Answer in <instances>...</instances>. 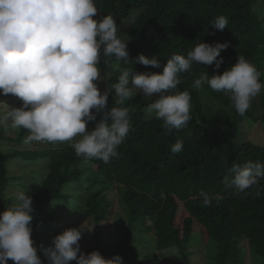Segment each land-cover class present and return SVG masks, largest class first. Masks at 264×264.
<instances>
[{
  "label": "trees",
  "instance_id": "1",
  "mask_svg": "<svg viewBox=\"0 0 264 264\" xmlns=\"http://www.w3.org/2000/svg\"><path fill=\"white\" fill-rule=\"evenodd\" d=\"M94 2L98 10L95 19L111 15L117 21V34L124 33L122 41L127 43L132 60L140 54L156 56L161 66L125 64L101 54L99 67L112 69L106 76L109 93L106 110L128 108L132 125L117 149L118 155L107 164L77 156L71 142H27L26 129H14L15 135H10L11 123L7 128L0 125V213L6 210L7 199L15 198L7 194L15 177L9 174L10 163L17 159L28 164L46 160L43 168L47 173L42 174V179H34V175L30 178L31 186L21 184L33 198L36 224H57V215L50 211L51 204L58 199H73L79 210L76 217H90L100 229L102 221L112 212L111 194L114 185L117 186L123 210L115 221L121 238L109 242L98 231L93 237L95 243L81 249L84 254L95 250L105 258L118 254L123 257V264H167L169 258L177 264H194L192 255L200 253L195 242L198 236L204 243L199 248L206 264H244L248 252L264 264V178L240 193L224 183L234 164L264 163V145L251 140L237 142L238 122L243 116L236 112L227 94L213 91L207 83L200 89L193 87L201 73L222 74L236 63L238 55L257 67L264 82V0ZM258 4L263 7L260 12ZM217 15L228 20L223 31L210 23ZM199 42H228L229 47L221 51L224 62L218 70L215 63L211 66L194 63L190 72L180 74L181 83L176 91L187 90L192 98L191 120L184 127L166 132L162 120L144 119V110L157 98L155 95L133 94L123 104L117 103L119 97L115 96L113 85L123 71L162 73L169 58L174 54L186 55ZM260 93L264 107V89ZM10 105L21 107L22 101L0 91V115ZM246 115L251 116L248 111ZM101 118V113L96 114L88 130H93ZM258 119L264 122V113ZM178 140L183 141V150L173 154L171 148ZM6 143L18 147L4 149ZM201 191L214 197L210 205L203 204ZM140 230H147L156 241V249L144 255L136 243L135 232ZM32 238L43 264H48L44 250L52 244L36 234ZM245 241L249 250L242 245ZM158 249L173 250L164 259L166 263L156 252ZM8 264L14 262L9 260Z\"/></svg>",
  "mask_w": 264,
  "mask_h": 264
},
{
  "label": "clouds",
  "instance_id": "2",
  "mask_svg": "<svg viewBox=\"0 0 264 264\" xmlns=\"http://www.w3.org/2000/svg\"><path fill=\"white\" fill-rule=\"evenodd\" d=\"M97 12L94 0H0V91L22 101L21 107L0 115V125L7 128L11 121L12 128L26 129L27 142H71L77 156L107 164L118 155L132 125L128 108L106 110L109 93H102L96 83L101 54L125 64L159 68L161 63L156 56L144 54L132 60L127 43L117 35V21L111 15L95 19ZM210 23L223 31L228 20L217 15ZM228 47V42H199L186 55L169 58L162 73L123 71L113 85L117 103L130 99L134 90L145 97L155 95L146 111L163 121L166 132L184 127L191 120L192 98L187 90L176 91L180 74L190 72L194 63H215L218 70L224 62L221 51ZM260 77L257 67L238 55L236 63L222 74L201 73L193 87L200 89L207 83L213 91L227 94L236 112L244 116L252 99L264 89ZM98 113L102 118L89 131L87 126ZM182 150V140L171 148L173 154ZM230 173L224 178L225 186L245 192L264 178V163L234 164ZM200 196L205 206L214 198L204 191ZM33 218V198L18 191L15 201L0 213V264L9 260L43 264L32 238ZM81 238L82 229L76 227L56 235L52 247L44 250L48 264H123L118 254L105 258L98 250L82 253Z\"/></svg>",
  "mask_w": 264,
  "mask_h": 264
},
{
  "label": "rangeland",
  "instance_id": "3",
  "mask_svg": "<svg viewBox=\"0 0 264 264\" xmlns=\"http://www.w3.org/2000/svg\"><path fill=\"white\" fill-rule=\"evenodd\" d=\"M256 6L259 12L261 8H263L259 4ZM121 32H123V30ZM117 35L122 40L124 33H120ZM100 69V80L96 81V83L98 84L100 91L103 93L104 91H106V76L110 74V71L112 69L110 67H100ZM134 94L144 96L138 90H134ZM11 107L13 106H5V108L1 112L5 113L6 111L10 110ZM146 109L147 108H145L144 110L145 120L156 118L154 112L148 113ZM248 113L251 116H243L238 122L239 133L236 137V140L239 143H245L248 140H251L255 143L264 145V122L258 119L264 113L261 93L252 99L250 108L248 109ZM10 123L11 121L8 122V124ZM11 129L12 130H9L10 135H15L14 128ZM13 146L18 147L17 145H15V143H6L3 145V148H13ZM47 163L48 162L46 160H38L34 164H28L27 162L22 163L18 159L15 161L13 160L9 165V174H14L15 177L11 179V186L7 191L8 196H11L12 194L15 195L18 191L25 192L26 188L22 187L21 184L29 183V186H31L30 178L33 179L34 175H36L34 179H42L43 176H45V174L47 173V169L43 168L44 164ZM111 198L113 202L112 212L110 213L109 218L107 220L102 221V226L100 227V229L99 227L95 226L94 220L90 217H86L84 215H81V217H76L77 215H79V210L74 206L76 204L74 203L73 199H70L68 201H65L64 199H58L55 200L50 206V211L57 215V224H36L33 219L31 222V226L33 229L32 234H36L38 237H43L44 239L49 241L50 244H52L53 238L56 235L62 233L65 229L72 227L80 228L82 229V238L79 241L81 249L90 247V245H93L95 243L93 237L96 236L98 231L102 232V235L105 236L106 241L113 242L115 240H118L119 238H121V234L120 231L116 229L115 219L117 214L122 213L123 207L119 200L116 185H114L113 194H111ZM14 201L15 198L7 199L6 208ZM148 233L149 232L147 230H140L138 232H135L137 247L141 250L142 253L148 250L156 249V241L153 238L154 235L150 236ZM195 242L197 243L196 250L200 253H196L197 256L192 255L193 262L194 264H206L204 253L200 249V246H204V243L199 239L198 236ZM242 245L246 248V250H249V245L246 241L243 242ZM171 251L173 250H156V252L163 260L171 254ZM39 256L41 257V253L39 254ZM166 261L167 264H177L173 261V258L166 259ZM244 264H262V261L258 256H255L254 258V256L248 252Z\"/></svg>",
  "mask_w": 264,
  "mask_h": 264
}]
</instances>
